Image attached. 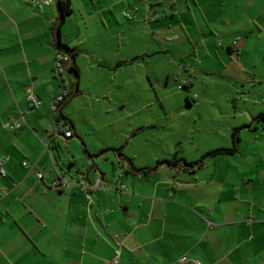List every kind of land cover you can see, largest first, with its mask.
I'll return each mask as SVG.
<instances>
[{
  "label": "crops",
  "instance_id": "obj_1",
  "mask_svg": "<svg viewBox=\"0 0 264 264\" xmlns=\"http://www.w3.org/2000/svg\"><path fill=\"white\" fill-rule=\"evenodd\" d=\"M81 2L59 32L58 0H0V264H264V0H89L77 15ZM60 42L77 51L60 110L71 138L51 134ZM182 81L180 103L160 99L164 122L108 144L116 120L96 104L137 107L139 86ZM236 127L238 150L209 154ZM59 175L72 185L53 187Z\"/></svg>",
  "mask_w": 264,
  "mask_h": 264
},
{
  "label": "rangeland",
  "instance_id": "obj_2",
  "mask_svg": "<svg viewBox=\"0 0 264 264\" xmlns=\"http://www.w3.org/2000/svg\"><path fill=\"white\" fill-rule=\"evenodd\" d=\"M81 1V0H79ZM79 5L76 4L74 6V10H76V14H79V10L83 5H91L89 3V0H82ZM75 14V15H76ZM74 15V16H75ZM73 16V18H74ZM71 17V16H70ZM76 18L72 20V22L65 25V29L71 33L72 36H75L77 34L76 29ZM94 41L89 42V45H93ZM86 70V69H85ZM83 82L84 84L91 85V77L92 72L85 71ZM185 87H182L180 85V82L175 83L174 85L167 86L165 89L160 88L158 85L152 86L149 85L148 87L146 85L139 86L138 89V99H137V107H134V104L128 103V105H124L123 103L119 102H111L108 106L109 109L107 110L105 106H100L96 104L94 111H96L100 115V121L101 118L103 121L101 123H106L107 121L116 120V123H114V126L104 128L106 129V132L109 133V136L107 137L108 144H118L121 142V139L123 136H126V132L129 131L130 124H134V122H138L141 124L147 123L150 124L151 122H164L166 110L161 102L162 97H168L170 95H174V99H176V103H180L183 100V96L181 93H183ZM127 91H122V94L120 96L121 100H125L127 98ZM180 92V93H179ZM172 96L168 98H173ZM185 99V98H184ZM147 103V106H141V104ZM186 101V99H185ZM74 112L82 113V107L81 103L80 105L78 102H75L73 104ZM184 112V111H183ZM194 113V112H192ZM149 117V119H147ZM152 120V121H150ZM132 130V129H131ZM128 138V135H127ZM124 140V139H123ZM138 141V140H137ZM124 142V141H123ZM142 141H138L137 144L141 143ZM156 144H160L159 141ZM157 146V145H156Z\"/></svg>",
  "mask_w": 264,
  "mask_h": 264
},
{
  "label": "built area",
  "instance_id": "obj_3",
  "mask_svg": "<svg viewBox=\"0 0 264 264\" xmlns=\"http://www.w3.org/2000/svg\"><path fill=\"white\" fill-rule=\"evenodd\" d=\"M32 6H34L37 10H41L43 8L42 0H27ZM128 16V13H126ZM238 41L234 42V45H237ZM70 66H71V56L65 51H59L55 57V65H54V75L55 78L60 83V91L54 97L51 105H50V113L54 119V126L51 130L52 135H63L66 138L73 137V131L70 127V124L61 116L60 110L66 100L69 98L71 94V89L69 88L70 84ZM187 81H182L181 86L185 87L187 85ZM28 102L30 108H35L40 105L39 98L32 92H29ZM22 125L17 123L15 125H10L9 128L11 130L19 129ZM4 161L0 160V175L2 177L7 176V171L4 168ZM23 166L29 171H35L38 180L44 179L45 175L40 170L36 168L35 165L30 164L28 161L23 162ZM72 183L62 175H59L56 180L53 181L52 186L60 189L67 188ZM79 188L88 193L90 189H99L101 186V179H97L92 185H87L82 182H78ZM182 262H188L187 257H183L181 259ZM115 263H118V259L115 260ZM196 264H200V262H196Z\"/></svg>",
  "mask_w": 264,
  "mask_h": 264
},
{
  "label": "trees",
  "instance_id": "obj_4",
  "mask_svg": "<svg viewBox=\"0 0 264 264\" xmlns=\"http://www.w3.org/2000/svg\"><path fill=\"white\" fill-rule=\"evenodd\" d=\"M58 6H59V12H60V17H59V21H58V30H59V32H61V28L64 25L67 16L70 15L73 12L72 0H58ZM59 44H60L61 48L62 47L66 48V49L62 48V51L67 52L71 56V66H70V69H69L70 72H74L75 74L79 75V70H78L76 64L72 63L73 59L77 55V51L75 49H72V48L68 47V46H64L61 42ZM133 61H135V59L130 60V61H121L119 63V65L129 64V63H131ZM185 88H186V86H185ZM259 117L264 120V114L260 115ZM64 119L70 124V121H68V119H66V118H64ZM248 126H250V125H248ZM240 129L241 128L236 127L233 130V133H232V136H233V147L232 148L219 149V150L213 151V152H211L209 154L234 153V152H236L238 150V144H239V141H240V137H239ZM139 130H141V129H139ZM103 152H105V151H103ZM167 161L170 162V163H175L178 160L175 159V160H167ZM202 162H203V159L198 161V162H195V163H187L186 162V165L200 167V166H202ZM157 166L155 168H157Z\"/></svg>",
  "mask_w": 264,
  "mask_h": 264
}]
</instances>
